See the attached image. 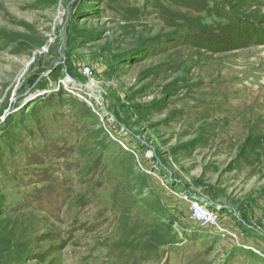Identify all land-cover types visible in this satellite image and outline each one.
<instances>
[{
	"label": "rangeland",
	"instance_id": "374dc122",
	"mask_svg": "<svg viewBox=\"0 0 264 264\" xmlns=\"http://www.w3.org/2000/svg\"><path fill=\"white\" fill-rule=\"evenodd\" d=\"M191 198L264 225V0H0V264H264Z\"/></svg>",
	"mask_w": 264,
	"mask_h": 264
},
{
	"label": "built area",
	"instance_id": "2783aa9c",
	"mask_svg": "<svg viewBox=\"0 0 264 264\" xmlns=\"http://www.w3.org/2000/svg\"><path fill=\"white\" fill-rule=\"evenodd\" d=\"M48 48L43 47L42 53H47ZM81 75L86 78H92L94 76V72L92 71L89 65H84L80 67ZM64 86L63 80H59V84ZM188 212L189 219L197 226L201 228H209L217 232L223 237H232L236 238V234L234 230H232L229 225L221 221L219 211L217 208L209 206L204 201L198 198H191L188 200Z\"/></svg>",
	"mask_w": 264,
	"mask_h": 264
},
{
	"label": "crops",
	"instance_id": "0c3cea01",
	"mask_svg": "<svg viewBox=\"0 0 264 264\" xmlns=\"http://www.w3.org/2000/svg\"><path fill=\"white\" fill-rule=\"evenodd\" d=\"M235 225L236 238H232L233 243L241 247L250 248L264 256V225H257L253 221L249 223L241 221V225Z\"/></svg>",
	"mask_w": 264,
	"mask_h": 264
},
{
	"label": "bare ground",
	"instance_id": "6f19581e",
	"mask_svg": "<svg viewBox=\"0 0 264 264\" xmlns=\"http://www.w3.org/2000/svg\"><path fill=\"white\" fill-rule=\"evenodd\" d=\"M63 83H64V81H63ZM92 87H93V86H92ZM92 87H91V86H89L88 88L92 89Z\"/></svg>",
	"mask_w": 264,
	"mask_h": 264
}]
</instances>
